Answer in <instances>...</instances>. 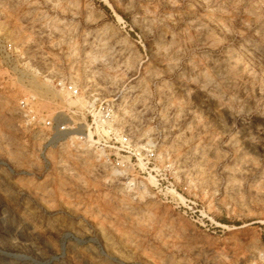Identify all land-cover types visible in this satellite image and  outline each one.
Segmentation results:
<instances>
[{
  "label": "rangeland",
  "instance_id": "obj_1",
  "mask_svg": "<svg viewBox=\"0 0 264 264\" xmlns=\"http://www.w3.org/2000/svg\"><path fill=\"white\" fill-rule=\"evenodd\" d=\"M0 264H264V0H0Z\"/></svg>",
  "mask_w": 264,
  "mask_h": 264
},
{
  "label": "built area",
  "instance_id": "obj_2",
  "mask_svg": "<svg viewBox=\"0 0 264 264\" xmlns=\"http://www.w3.org/2000/svg\"><path fill=\"white\" fill-rule=\"evenodd\" d=\"M55 84L69 98H76L80 94V88L71 81L59 79L56 80ZM116 97L117 94L107 100L100 101L97 106L93 105V107H90L93 110V114H91V122L94 124L93 131L90 135L87 132L79 134L77 137L80 143L98 151L102 164L115 168L122 178V154L130 158L133 156L136 159L146 158L147 160L153 159L155 155L154 145L151 142L138 144L132 141L130 136H122L121 126L112 124ZM34 101L33 96L19 100L18 107L23 113V120L28 126L42 125L51 127L54 120L36 111ZM57 125H60V130L67 129V125L62 124V122L57 123ZM127 183L130 184L131 181L129 180Z\"/></svg>",
  "mask_w": 264,
  "mask_h": 264
}]
</instances>
